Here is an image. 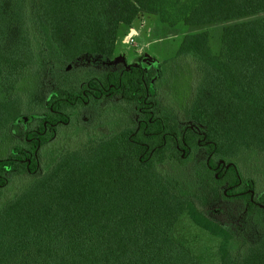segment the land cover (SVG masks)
Instances as JSON below:
<instances>
[{
	"label": "trees",
	"instance_id": "1",
	"mask_svg": "<svg viewBox=\"0 0 264 264\" xmlns=\"http://www.w3.org/2000/svg\"><path fill=\"white\" fill-rule=\"evenodd\" d=\"M143 14L171 26L236 20L223 27L219 53L212 52L207 29L182 36L176 54L194 59L201 77L191 86L181 129L153 115L162 70L156 60L109 69L78 90L53 86L43 100L47 111L24 115L20 88L45 37L59 50L58 60H112L121 28L135 27ZM32 79L26 78L28 88ZM103 98L132 106L136 124L116 111L107 121L125 125L37 173L40 149L71 112ZM16 127L23 128L24 141L0 158V200L13 176L38 175L21 182L0 208V264H204L172 237L183 214L220 239L219 264H264V190L232 161L246 149L264 154V0H0V136ZM201 147L207 156L201 179L219 195L227 184L222 196L231 192L244 203L245 220L254 214L262 227L256 241L237 236L170 185L166 162L176 166Z\"/></svg>",
	"mask_w": 264,
	"mask_h": 264
},
{
	"label": "rangeland",
	"instance_id": "2",
	"mask_svg": "<svg viewBox=\"0 0 264 264\" xmlns=\"http://www.w3.org/2000/svg\"><path fill=\"white\" fill-rule=\"evenodd\" d=\"M142 21L136 23L134 29L137 34L132 43H124L123 35L128 31L126 26L121 28L116 46V54L112 60H102L101 58L82 56L74 61L66 59H56L59 53L56 46L49 37L43 39L38 52L32 56L36 60V65L25 71V79L20 88L24 98V115L42 114L47 111L44 105V98L53 86L69 87L80 89L86 80L95 75H99L109 69H119L128 67L131 64H138L141 59L143 63L156 60L161 64V74L155 84L156 105L153 115L158 114L165 118L176 121L181 129L188 122V109L193 95L191 91L193 82L199 80L201 73L196 67V62L189 56L177 55L176 50L182 40V36L188 32L198 30L209 31V45L213 53H219L222 48L221 35L223 27L236 20L223 21L216 24L185 25L177 23L174 26L162 22L158 15L143 14ZM40 22V29H44L43 22ZM29 42L34 43V34L27 30ZM52 43V44H51ZM49 46L53 54H49L45 47ZM34 78L33 87H27L26 78ZM115 101V102H114ZM120 107L114 105L115 103ZM122 103V107H121ZM122 112L123 117L128 116L127 124H136L138 118L132 106L119 101L116 98H103L97 102L89 104L88 107L79 105L71 114L69 122L60 126L57 135L53 140L40 149L38 172L42 173L49 169L55 160L71 149L80 147L84 143L105 138L114 129L125 124L123 119L107 121L116 113ZM125 115V116H124ZM126 118V117H125ZM120 124H117V122ZM99 122V123H98ZM122 124V125H121ZM36 125L35 121L29 127ZM99 126V127H98ZM116 127V128H115ZM93 128V129H92ZM98 128V129H97ZM16 127L6 131L0 136V158L5 157L13 144L23 143L24 134ZM204 149L191 150L185 157V162L174 166L166 162L165 172L169 173L168 181L170 185L178 186L186 195L189 194L196 200L201 210L210 214L224 226L229 227L237 236L246 235L249 243L256 241L260 237L262 227L254 219L253 213L247 214L245 220L244 203L235 198L234 194L228 192L222 196V192H227L229 186L226 184L219 186L220 195L217 188L207 183L204 178L205 170L203 162L206 160ZM235 168L242 177L253 179L254 188L258 191L264 190V154L258 149L242 150L238 156L232 159ZM222 162V161H221ZM177 164V162H176ZM38 174L23 173L12 177L8 186L3 191V198L0 200V208L5 204L9 195L17 191L23 181H31ZM205 179V178H204ZM22 182V183H21ZM184 216V217H183ZM182 219L172 228V237L182 243L189 251L193 252L204 264H219L218 246L220 239L211 236L203 229L191 222L188 216L183 214ZM247 243V244H249Z\"/></svg>",
	"mask_w": 264,
	"mask_h": 264
},
{
	"label": "built area",
	"instance_id": "3",
	"mask_svg": "<svg viewBox=\"0 0 264 264\" xmlns=\"http://www.w3.org/2000/svg\"><path fill=\"white\" fill-rule=\"evenodd\" d=\"M128 31L123 35L122 41L124 43H132L134 41V37L137 34V30L134 27H129Z\"/></svg>",
	"mask_w": 264,
	"mask_h": 264
}]
</instances>
